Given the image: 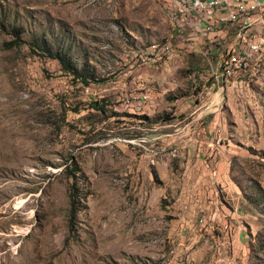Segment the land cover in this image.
I'll return each instance as SVG.
<instances>
[{"label": "rangeland", "instance_id": "1", "mask_svg": "<svg viewBox=\"0 0 264 264\" xmlns=\"http://www.w3.org/2000/svg\"><path fill=\"white\" fill-rule=\"evenodd\" d=\"M190 31L164 0H0V264H264V46L221 76Z\"/></svg>", "mask_w": 264, "mask_h": 264}, {"label": "built area", "instance_id": "2", "mask_svg": "<svg viewBox=\"0 0 264 264\" xmlns=\"http://www.w3.org/2000/svg\"><path fill=\"white\" fill-rule=\"evenodd\" d=\"M170 8L172 17L177 24V36L187 45L193 41H185V31L192 29V34L199 39L198 46L220 48V75L223 69L229 68L226 57L236 52L238 63L244 64V69L254 63V52L264 46V0H216L209 5H200L196 0H164ZM231 37V42L226 43ZM201 44V45H200ZM171 47L169 44L165 49ZM214 51L211 49L210 51ZM231 53V54H230ZM230 54V55H229ZM145 95L141 100L146 99Z\"/></svg>", "mask_w": 264, "mask_h": 264}, {"label": "trees", "instance_id": "3", "mask_svg": "<svg viewBox=\"0 0 264 264\" xmlns=\"http://www.w3.org/2000/svg\"><path fill=\"white\" fill-rule=\"evenodd\" d=\"M41 49L44 50V52H46L47 56L58 59L64 69H66V70H73V68L71 67L72 65L70 63V59H68V57L66 56V53H64V52H53L45 44H43V46L41 47ZM72 72L75 75V72L74 71H72ZM82 79L85 82H87L85 77H82ZM97 107L98 106H96V108ZM72 206L74 207V202H72ZM70 214H71L70 220H72L73 217H74V214H75L74 209L71 210Z\"/></svg>", "mask_w": 264, "mask_h": 264}, {"label": "bare ground", "instance_id": "4", "mask_svg": "<svg viewBox=\"0 0 264 264\" xmlns=\"http://www.w3.org/2000/svg\"><path fill=\"white\" fill-rule=\"evenodd\" d=\"M200 3V5H209L211 2H214L216 0H196ZM170 10V8H168ZM264 21V19H263ZM164 50L168 51L169 48L165 49ZM261 50V49H260ZM257 51H255L254 53L256 54ZM236 59H237V66L239 67H244V64L243 63H238V57L236 56Z\"/></svg>", "mask_w": 264, "mask_h": 264}, {"label": "crops", "instance_id": "5", "mask_svg": "<svg viewBox=\"0 0 264 264\" xmlns=\"http://www.w3.org/2000/svg\"><path fill=\"white\" fill-rule=\"evenodd\" d=\"M234 58V60H235V62H237V59H236V57H233ZM237 66V65H236Z\"/></svg>", "mask_w": 264, "mask_h": 264}]
</instances>
